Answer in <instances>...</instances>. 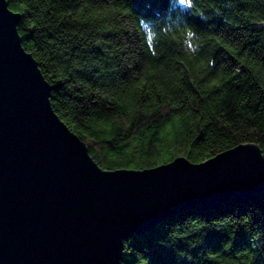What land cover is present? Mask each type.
<instances>
[{
    "label": "trees",
    "instance_id": "16d2710c",
    "mask_svg": "<svg viewBox=\"0 0 264 264\" xmlns=\"http://www.w3.org/2000/svg\"><path fill=\"white\" fill-rule=\"evenodd\" d=\"M6 2L53 111L102 169L264 155V0ZM119 264H264V199L180 211L124 241Z\"/></svg>",
    "mask_w": 264,
    "mask_h": 264
},
{
    "label": "water",
    "instance_id": "95a60500",
    "mask_svg": "<svg viewBox=\"0 0 264 264\" xmlns=\"http://www.w3.org/2000/svg\"><path fill=\"white\" fill-rule=\"evenodd\" d=\"M0 0V264H119L124 241L188 209L264 199V155L239 144L204 162L104 170L53 111Z\"/></svg>",
    "mask_w": 264,
    "mask_h": 264
},
{
    "label": "rangeland",
    "instance_id": "374dc122",
    "mask_svg": "<svg viewBox=\"0 0 264 264\" xmlns=\"http://www.w3.org/2000/svg\"><path fill=\"white\" fill-rule=\"evenodd\" d=\"M165 144H166V142H165Z\"/></svg>",
    "mask_w": 264,
    "mask_h": 264
}]
</instances>
